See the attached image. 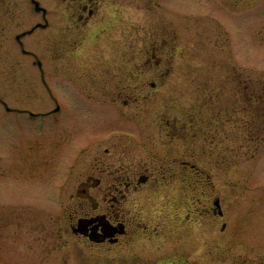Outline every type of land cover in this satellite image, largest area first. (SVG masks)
I'll return each mask as SVG.
<instances>
[{
    "label": "rangeland",
    "instance_id": "374dc122",
    "mask_svg": "<svg viewBox=\"0 0 264 264\" xmlns=\"http://www.w3.org/2000/svg\"><path fill=\"white\" fill-rule=\"evenodd\" d=\"M26 5L28 16L20 12ZM117 5L76 35L74 44L66 34L49 42L57 29L38 28L22 38L61 95L63 86H83L82 97L95 101L74 112L78 118L66 132L110 137L124 129L146 142L143 156L151 165L174 158L196 162L211 177L225 212L197 226L213 230L216 255L226 252L225 261L215 264H264V0H119ZM40 19L30 0H0V235L15 229L21 214L30 219L45 212L48 201L34 204L33 197H49L60 177L48 139L63 131L52 132L47 115L20 112L47 113L53 106L35 55L23 52L15 37ZM51 116L56 123L59 115ZM167 120H177L178 132L187 134L181 142L170 139ZM110 138L91 149L86 161L103 156L105 146L112 149ZM130 146L138 150L135 143ZM178 170L175 182L159 185L161 194L170 192L151 198V212L160 203L161 213L189 212L185 189L191 174ZM70 171L69 180L81 173L78 167ZM167 186L184 191L175 194L178 190ZM224 221L228 233H222ZM198 245L201 257V237Z\"/></svg>",
    "mask_w": 264,
    "mask_h": 264
},
{
    "label": "flooded vegetation",
    "instance_id": "af4514ba",
    "mask_svg": "<svg viewBox=\"0 0 264 264\" xmlns=\"http://www.w3.org/2000/svg\"><path fill=\"white\" fill-rule=\"evenodd\" d=\"M6 1L2 0L3 3ZM30 1L34 11L41 14V19L35 21L34 25L39 24L36 29H57L53 35L58 34V37H50L49 42L54 43L66 34L67 41L74 44L78 42L74 39L76 35L85 27L101 22L103 11L117 9L119 0H52L50 5L44 0H37V5L36 0ZM227 6L229 8V4ZM14 7L17 10L19 6L14 4ZM15 8L11 7L9 11L15 12ZM20 12L28 16L30 6H24ZM45 87L53 106L47 113L32 110L35 113L32 118L45 119L47 115L52 132L63 131L56 135L57 139L51 135L48 139L50 151L58 157L55 165L60 170V177L51 185L49 197H33L34 204L48 201L49 204L43 207L45 212L35 213L30 219L21 214L15 229L2 230L0 264H215V259L225 261L224 250L216 255L213 230L207 226L200 231L197 227L200 220L208 223L212 217L225 214L207 172L196 162L186 159L178 162L174 158L173 164L158 160L159 163L151 165L150 158L143 156L146 142L128 130L111 133V138L84 130L66 132L71 128V121L78 118L76 114L95 101L82 97L83 86H63L66 89L64 95L52 82ZM80 97L86 101H72ZM29 111L28 108L20 110ZM52 114L59 115L56 123ZM176 123L177 120L166 121L172 141L183 140L187 135L178 132ZM109 138L112 149L105 146L103 156L94 154L86 161L91 149ZM134 143L137 151L129 147ZM73 167H78L81 173L69 180ZM184 168L191 174L187 186L184 184L189 194V212L184 215L176 210L161 213V203L151 212V198L168 196L170 192L161 194L163 188L159 185L175 182L173 180L180 178L178 169ZM167 187L177 189L175 194L184 191L177 186ZM164 199L165 210L168 202L167 197ZM167 217L172 218L170 223H166ZM184 225L190 227L183 229ZM222 231L228 233L225 221ZM200 237L204 244L201 257L198 252Z\"/></svg>",
    "mask_w": 264,
    "mask_h": 264
},
{
    "label": "water",
    "instance_id": "95a60500",
    "mask_svg": "<svg viewBox=\"0 0 264 264\" xmlns=\"http://www.w3.org/2000/svg\"><path fill=\"white\" fill-rule=\"evenodd\" d=\"M36 4H38V1H36ZM37 25H39V24H37ZM37 25L33 26L32 28H30V29H28V30H25V31H23V32H21V33H19V34H17L16 37L20 40V43H21L22 45H23V42H22V40H21V36L25 35L26 33L32 32V31L35 29V27H36ZM23 50H24V48H23ZM37 61H38V64L40 65V67L42 68V62H41V60L38 59Z\"/></svg>",
    "mask_w": 264,
    "mask_h": 264
}]
</instances>
